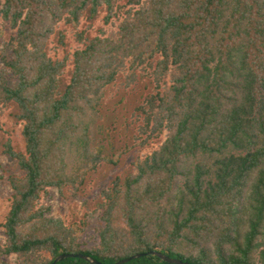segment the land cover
I'll list each match as a JSON object with an SVG mask.
<instances>
[{"label":"trees","instance_id":"1","mask_svg":"<svg viewBox=\"0 0 264 264\" xmlns=\"http://www.w3.org/2000/svg\"><path fill=\"white\" fill-rule=\"evenodd\" d=\"M104 10L110 29L93 36L83 21ZM1 23L14 34L2 50L0 108L14 109L24 148L7 144L18 173L8 178L0 264L80 254L116 264L152 251L264 264V0H0ZM143 80L132 145L117 149L101 104L112 89L124 91L120 103L135 96ZM162 137L81 221L47 216L41 200L52 189L77 195L102 166Z\"/></svg>","mask_w":264,"mask_h":264},{"label":"rangeland","instance_id":"2","mask_svg":"<svg viewBox=\"0 0 264 264\" xmlns=\"http://www.w3.org/2000/svg\"><path fill=\"white\" fill-rule=\"evenodd\" d=\"M105 10L100 12L98 17L93 21L88 20L83 21L84 27L92 24L93 29L91 34L94 36L98 34V31L102 28L109 30L110 26H104L102 19L105 17ZM1 27L5 29V38L0 40V64L2 50L5 43L11 39L14 34L8 24H0ZM66 30L67 42L69 48L75 47V42L73 38V32L71 29L64 28ZM6 55H10V51H5ZM64 54L60 52V56ZM145 85V80L139 84V88L131 89L135 96H129L126 101L122 100L125 95L124 91H119L112 89L107 94V98L101 104L100 111L103 116L102 124L105 127H112L114 142L117 149H123L127 146H131V139L133 137L134 125L131 121L132 112L140 103V91H143ZM139 91V93H138ZM14 109H4L0 108V242L3 243L5 240V232L2 227L5 222L6 216L11 207V198L13 194V189L10 186L9 176L14 173L17 174L18 171L15 169V163L7 154V144H11L13 149L16 151L23 150L24 141L21 136L22 124L17 122L14 118ZM165 137L156 143H152L144 149L136 148L126 154L118 165L107 164L100 168V170L93 174L91 178L88 179L86 185L83 187L82 191L76 195L74 192L65 191L60 193L57 189H52L50 191V196L45 197L41 200V204L44 203L51 207V212L48 217L59 218L68 226L74 222L81 221L87 213L93 210L95 207L96 197L98 193L111 186V183L117 178L124 176L132 170V164L138 158L144 159L146 156L152 154L156 151L161 143L164 141ZM107 145V143L105 142ZM87 203L91 208H86ZM11 264H15L16 257H10Z\"/></svg>","mask_w":264,"mask_h":264},{"label":"water","instance_id":"3","mask_svg":"<svg viewBox=\"0 0 264 264\" xmlns=\"http://www.w3.org/2000/svg\"><path fill=\"white\" fill-rule=\"evenodd\" d=\"M146 255H148V256H157L160 259H162L163 261L168 262V263H171V264H188V263L182 262L179 259H173V258H171V257H169L167 255L158 253L156 251H152V252H149V253L136 254V255H133L132 257H129L127 259H124L122 261H119L116 264H127V263H129V262H131L133 260L142 258V257H144ZM73 257H77V258H80V259H84V260L90 261L93 264H100L99 262H97L96 260H94L92 257L86 256V255H82V254H80V255H61L57 259H55V261H54L53 264H57L61 260H64V259H67V258H73Z\"/></svg>","mask_w":264,"mask_h":264}]
</instances>
